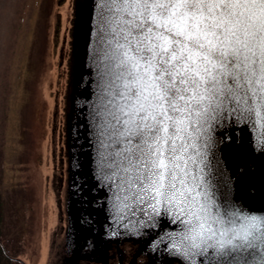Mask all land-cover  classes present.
Listing matches in <instances>:
<instances>
[{"label": "snow or ice", "instance_id": "obj_1", "mask_svg": "<svg viewBox=\"0 0 264 264\" xmlns=\"http://www.w3.org/2000/svg\"><path fill=\"white\" fill-rule=\"evenodd\" d=\"M99 7L121 82L109 101L106 166L125 199L175 208L185 217L187 251L209 264L264 261V219L215 213L185 159L189 128L210 111L230 106L246 120L264 119V0H99Z\"/></svg>", "mask_w": 264, "mask_h": 264}, {"label": "water", "instance_id": "obj_2", "mask_svg": "<svg viewBox=\"0 0 264 264\" xmlns=\"http://www.w3.org/2000/svg\"><path fill=\"white\" fill-rule=\"evenodd\" d=\"M100 12L99 0H73L65 91L67 243L93 254L108 239H131L142 250L181 264H209L204 255L187 251L181 223L185 217L163 204L153 211L125 199L123 185L106 166L112 150L109 101L118 99L121 82L101 37ZM189 133L187 169L202 182L213 211L264 219V119L246 120L223 106Z\"/></svg>", "mask_w": 264, "mask_h": 264}, {"label": "rangeland", "instance_id": "obj_3", "mask_svg": "<svg viewBox=\"0 0 264 264\" xmlns=\"http://www.w3.org/2000/svg\"><path fill=\"white\" fill-rule=\"evenodd\" d=\"M72 15L73 0H0V241L26 264L60 235Z\"/></svg>", "mask_w": 264, "mask_h": 264}, {"label": "flooded vegetation", "instance_id": "obj_4", "mask_svg": "<svg viewBox=\"0 0 264 264\" xmlns=\"http://www.w3.org/2000/svg\"><path fill=\"white\" fill-rule=\"evenodd\" d=\"M67 172V171H66ZM63 169L60 175L54 181L62 193V197L58 198L54 212V225L59 224L60 235L54 243L51 253L44 257V264H181L175 258L164 255L160 256L155 253H149L140 248V245L131 239H108L101 249L93 254L84 253L76 250L67 243V177ZM53 181V185H54ZM66 194V195H65ZM3 250L12 259L18 260L21 264L26 262L9 251L4 242L0 241Z\"/></svg>", "mask_w": 264, "mask_h": 264}, {"label": "trees", "instance_id": "obj_5", "mask_svg": "<svg viewBox=\"0 0 264 264\" xmlns=\"http://www.w3.org/2000/svg\"><path fill=\"white\" fill-rule=\"evenodd\" d=\"M0 264H21V263L18 260L12 259L9 255H7L0 244Z\"/></svg>", "mask_w": 264, "mask_h": 264}]
</instances>
